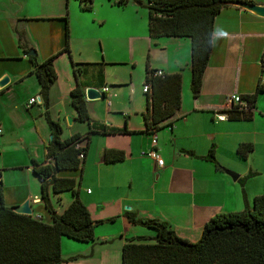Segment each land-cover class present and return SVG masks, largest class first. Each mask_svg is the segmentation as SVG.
<instances>
[{
  "label": "crops",
  "instance_id": "1",
  "mask_svg": "<svg viewBox=\"0 0 264 264\" xmlns=\"http://www.w3.org/2000/svg\"><path fill=\"white\" fill-rule=\"evenodd\" d=\"M78 2L0 0V77L8 73L11 78L0 87V171L5 202L17 205L30 197L34 207L33 200L41 197L42 179L34 172L32 158L48 160L46 145L52 132L46 104L39 98L40 81L31 72L34 65L29 51L35 47L43 60L65 46L64 16L70 7L80 20L71 24L72 56L64 51L55 59L58 77L49 91L48 108L63 125V138L75 132L86 134L90 125L76 118L71 90L83 80L86 87L93 85L106 92L104 97H86L94 125L100 131L89 133L83 179L78 180V170L68 174L76 177L81 196L84 191L94 193L91 187H85L86 171L90 168L97 172V195L82 199L92 217L104 221L96 226L94 240L75 243L64 240L63 235V264L73 255H78V264H121L127 238L156 234L153 227L130 221L127 210L166 219L180 235L197 240L217 212L252 204L255 196L264 192V91L258 94L250 115L221 119L217 114L227 112L233 93H251L260 82L264 83V16L236 4L222 8L214 22L213 49L202 91L194 95L190 36H152L148 12L131 0L126 4L97 0L89 10ZM107 2L109 5L104 7ZM138 3L143 4V0ZM85 11H93L91 19L78 16ZM21 33L31 49L22 45ZM72 57L82 62L83 74L76 75ZM139 68L142 71L138 72ZM147 68L183 73L181 108L171 122L157 130V138L146 129L144 116L148 93L141 87V78L145 82ZM33 96L38 100L30 102ZM68 115L74 117L72 123ZM126 125L129 131H109ZM103 128L108 132H102ZM243 142L254 146L246 156L239 151ZM153 143L164 165L142 154ZM212 147L216 161L205 157ZM108 148L124 150L125 157L107 160ZM9 153L17 154L9 157ZM104 174L114 190L108 196L103 194L108 188L103 183ZM50 195L53 205V198L62 199L52 188ZM127 204L131 207L125 208ZM116 215L115 220H107ZM67 241L70 253L65 252Z\"/></svg>",
  "mask_w": 264,
  "mask_h": 264
},
{
  "label": "trees",
  "instance_id": "2",
  "mask_svg": "<svg viewBox=\"0 0 264 264\" xmlns=\"http://www.w3.org/2000/svg\"><path fill=\"white\" fill-rule=\"evenodd\" d=\"M94 1L80 0V3L82 8L89 10L93 8ZM129 1L115 0L118 4ZM226 4H229L227 0H148L152 36H190L192 39L191 89L194 95L202 91L204 73L213 49L215 18ZM64 18L65 46L43 60L37 53L30 54L34 65L31 72L36 73L40 81V96L46 104V115L52 132L46 145L48 160L39 162L32 158L34 172L42 179L39 202L45 203L51 220H46L42 213H38L39 216L35 212L30 214L17 211L15 205L6 203L0 180V264H63L66 259L62 253L63 235L82 241L94 240L96 226L104 221L92 217L87 203L80 196L76 177L60 173L65 169L83 167L89 133L100 131L94 125L86 99L87 84L83 80L71 90V102L76 118L89 123V132H75L63 138V125L49 112V91L58 77L55 59L64 51L70 52L72 56L69 16L65 15ZM20 40L25 49H31L23 33L20 34ZM72 63L76 75L83 74L82 62L72 57ZM154 71L147 68L145 80L151 83L150 90L145 91L148 93V106L144 111L146 129L151 133L171 122V118L181 108L183 89L181 71L165 75L154 74ZM261 91H264V83L260 82L254 92L243 94L247 105H231L225 110L227 117L250 115ZM101 131L108 132L106 128ZM109 131L123 132L129 129L126 125ZM84 140L86 142L83 144ZM253 147L252 142H243L239 146L240 154L248 155ZM81 152H84L83 157L80 156ZM105 155L110 161L125 157L124 150L115 148H108ZM205 157L216 161L214 147ZM50 188L59 196L66 190L72 191L74 195L61 212L52 203ZM126 215L130 221L153 227L157 232L153 236L127 238L122 247V264H264V192L257 194L252 204L247 202L243 209L214 214L206 222L197 240L180 235L166 219L139 216L132 210H127ZM116 217L118 215L107 220H115ZM76 257L78 255L70 256Z\"/></svg>",
  "mask_w": 264,
  "mask_h": 264
},
{
  "label": "rangeland",
  "instance_id": "3",
  "mask_svg": "<svg viewBox=\"0 0 264 264\" xmlns=\"http://www.w3.org/2000/svg\"><path fill=\"white\" fill-rule=\"evenodd\" d=\"M96 1L97 0H95V3H96ZM111 2H114L115 0H110ZM132 2L134 1V2H137L136 4L138 5V6H140V7H142L144 10H146L147 12H148V14H149V8H148V5H147V3H148V0H143V4H140V3H138V0H131ZM71 2H75L76 3V5L78 4L79 5V2H78V0H71ZM109 5V3L107 2L106 3V5H104V7L105 6H108ZM67 12H66V15H68L69 16V25H70V36H71V24L72 25H74V24H77V22L80 20V18L79 17H75L74 15H73V13H72V11L70 10V7H68L67 8V10H66ZM92 14H93V11H85V12H83V13H81V15H78V16H89V18L91 19L92 17ZM109 14V11H107V15ZM106 15V16H107ZM55 24V23H54ZM98 24V23H97ZM147 24H148V22H147ZM94 25L96 26V23H94ZM60 28V27H59ZM96 28V27H95ZM100 28H103V27H100ZM57 30V27L55 26L54 27V31H56ZM60 30V29H59ZM95 29L93 28V27H91V29H90V31L91 32H93ZM100 48H101V46H100ZM34 49H36L35 47H34ZM140 66V65H139ZM140 71H142V68H139L138 69V72H140ZM135 78H136V74H135ZM143 79L141 78V87H143ZM96 133H99V132H96ZM28 137V139L30 138V136H27ZM17 153H9L8 155H9V157L10 156H12V157H16L15 155H16ZM18 156V155H17ZM0 162H1V157H0ZM66 170V169H65ZM67 170H70V169H67ZM76 170H78V174H79V176H78V180H81V179H83L82 178V168H78V169H74V170H70L71 172H67V171H60V173H62V174H71L72 173V171H76ZM86 176H85V187H91V189L92 190H94V193L97 195V189H98V185H99V183H100V180L98 179V176H97V172H93L92 170H90V168L86 171ZM108 182V178H107V175H105L104 174V180H103V183H105L106 185H108V188L105 190V192L103 193L105 196H108V195H110V194H112L113 193V187H111V186H109V183H107ZM121 188H118V191L120 190ZM19 190V192L20 193H22L23 192V189L22 188H19L18 189ZM94 193H88L87 191H84L83 193H82V195H81V198H83L84 200H87V199H91V196L94 194ZM61 196H62V199L61 200H59V199H57V198H53V202H54V205H55V207L56 208H58V209H64V207L65 206H67L70 202H71V200H72V191H70V190H67V191H64V192H62V194H61ZM92 198H94V195L92 196ZM130 206V204H127L126 206H125V208L127 207V206ZM34 212H35V214H38L39 212L40 213H42L43 215H44V218L46 219V220H51V214H50V211L48 210V208L46 207V205H45V203L44 202H41V203H34ZM64 240H71V241H74L75 243H79V242H81V241H79V240H76V239H74V238H70L69 236H65L64 237ZM114 240H112V241H110V242H113ZM67 243H68V241L67 242H64V248H65V252H67V253H70L72 250H70V249H72L69 245H67ZM77 247V246H76ZM77 248H81V247H77ZM75 249V248H74ZM70 250V251H69ZM88 252H91V250H89ZM70 258V257H69ZM78 262H80V261H78L76 258H70L68 261H66V263L65 264H78ZM84 264H87L86 262H83ZM121 264H122V262H121Z\"/></svg>",
  "mask_w": 264,
  "mask_h": 264
},
{
  "label": "water",
  "instance_id": "4",
  "mask_svg": "<svg viewBox=\"0 0 264 264\" xmlns=\"http://www.w3.org/2000/svg\"><path fill=\"white\" fill-rule=\"evenodd\" d=\"M227 3L229 4H236L238 6H242L248 10L253 11L256 14L262 15L264 16V2H256L253 0H227ZM30 54H36L37 50L36 49H31L29 51ZM10 75L8 73L3 74L0 77V87L5 86L6 84H8V82L10 81ZM86 97L88 99H95V98H100V97H104L105 93L103 92V90H101L100 88L93 86V85H89L86 87ZM39 98L41 99L42 97L39 96ZM68 120L70 123H72L74 121V117L72 115H68ZM226 171L231 174L234 178L238 177V173H236L234 170L230 169V168H226ZM131 206H127V208H130ZM17 211L20 212H24V213H34V207L32 205V201L31 198H27L26 200H24L22 203L15 205L14 207Z\"/></svg>",
  "mask_w": 264,
  "mask_h": 264
},
{
  "label": "built area",
  "instance_id": "5",
  "mask_svg": "<svg viewBox=\"0 0 264 264\" xmlns=\"http://www.w3.org/2000/svg\"><path fill=\"white\" fill-rule=\"evenodd\" d=\"M154 74H157V75H165V74H166V71H165L163 68H158V69H155ZM150 88H151V83H150V82H144V86H143L144 91H148V90H150ZM36 100H37V96H33V97H31L30 102H34V101H36ZM229 103H230L231 105H234L235 103L240 104V106L247 105V101L244 99L243 95L240 94V93H238V92H235V93H233V94L230 96V98H229ZM217 116H218L219 118L223 119V118H226V117H227V113L219 112V113L217 114ZM2 132H3V130H2V128L0 127V135L2 134ZM156 133H157V130L153 133V134L155 135V137L157 138ZM156 138H155V143H156ZM142 154H143V155H149V156H152V157L156 158L157 161H158V163H159L160 165H164V163H165L164 158L160 156V154H159V150H158V148L156 147V144H154V143H153V145H152V147H151L150 149H148V150H143V151H142ZM80 156L83 157V156H84V152H81V153H80ZM0 180H2V174H1V172H0ZM90 190H91V189L89 188V191H90ZM40 199H41V198H39L38 200H37V199H34L33 202H34V203L39 202ZM38 215L40 216V214H38Z\"/></svg>",
  "mask_w": 264,
  "mask_h": 264
}]
</instances>
